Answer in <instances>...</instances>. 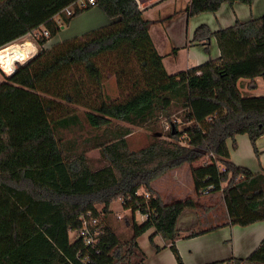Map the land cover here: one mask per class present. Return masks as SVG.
Masks as SVG:
<instances>
[{"label": "trees", "instance_id": "trees-1", "mask_svg": "<svg viewBox=\"0 0 264 264\" xmlns=\"http://www.w3.org/2000/svg\"><path fill=\"white\" fill-rule=\"evenodd\" d=\"M76 1L0 0V49L43 26L49 30L37 39L39 54L0 82V264H143L138 238L152 227L151 242L156 234L172 240L178 264H185L174 240L195 198L164 203L152 186L183 164L191 166L198 195L211 184L210 192H222L232 225L264 220V170L231 160L237 135L248 134L254 146L264 135V95L245 97L238 85L249 78L256 87L264 77V14L216 31L199 25L191 43L215 37L220 57L170 74L137 0H96L66 15ZM236 1L254 0H191L188 15ZM93 6L114 21L44 48L61 25ZM107 69L122 90L118 99L106 93ZM79 106L93 128L103 129L94 147L107 163L98 169L86 151L67 154L58 136V129L81 123ZM162 118L170 128L139 150L129 149L133 127L110 128L114 121L144 127ZM116 200L133 213L126 236L107 217ZM137 211L148 215L141 223ZM89 212L100 219L94 245L78 233ZM208 264H264V239L245 258Z\"/></svg>", "mask_w": 264, "mask_h": 264}, {"label": "crops", "instance_id": "crops-1", "mask_svg": "<svg viewBox=\"0 0 264 264\" xmlns=\"http://www.w3.org/2000/svg\"><path fill=\"white\" fill-rule=\"evenodd\" d=\"M137 1L140 8L144 10L145 17L151 21V37L158 52L163 56L164 66L170 74L187 70L220 57L221 52L215 37L208 44L191 43L196 27L199 25L208 24L213 31H216L221 27L233 25L236 20L247 21L264 14V0H254L252 4L240 1L233 4L224 3L217 12H202L190 20L188 19L190 17L188 7L191 0ZM96 7L93 6L92 9ZM99 11H102L98 13L103 18V22L108 21L107 24H109L114 21L106 15L103 9ZM179 16L187 20V27L183 25L184 28L180 29L174 26L175 19L177 20ZM105 17H108V20ZM76 19L77 17H74L69 25L75 24ZM64 28L62 26V29ZM83 32L81 31L79 34ZM44 47L47 48V46ZM3 53L5 54H2V57L11 64L16 55H7L5 50ZM2 80L0 79V82ZM236 140L237 147L231 148V160L237 165L251 169L253 172L263 171L264 135L256 140V146L252 144L248 134H239ZM247 141H249V148H246L243 154H239ZM229 145L231 146L230 141ZM185 174L193 179L194 188L190 196L195 198L196 207L185 210L177 223L180 235L174 242L184 263L208 264L249 256L264 239V220L247 226L232 225L221 191L203 195L196 193L194 176L189 164H183L167 171L154 180L152 186L159 193L164 203H171L181 199L180 186L185 183L183 178ZM187 186L192 185L189 183ZM110 209L114 211L111 206ZM154 232L155 228L152 227L138 238L139 246L145 253L143 264H178L176 255L172 250L173 241L164 238L161 234H156L154 243L158 246L157 248L150 240Z\"/></svg>", "mask_w": 264, "mask_h": 264}, {"label": "rangeland", "instance_id": "rangeland-1", "mask_svg": "<svg viewBox=\"0 0 264 264\" xmlns=\"http://www.w3.org/2000/svg\"><path fill=\"white\" fill-rule=\"evenodd\" d=\"M92 8L84 11L80 15L76 16L77 19L75 21V24L69 25V24H63L61 26H64V29H61L60 32L51 38L46 45L47 48H50L54 46L55 44L61 43L66 40H70L76 37H82L85 32H89L92 30L97 29L96 27L99 28V26L102 27V25H105L108 23V21L103 22V18H101L100 14L98 12H102L99 10H102L101 7L97 6L96 8ZM206 13H215V12H206ZM199 15V14H197ZM197 15L190 16L188 19L190 20L192 17H196ZM75 17V18H76ZM259 17V16H258ZM58 18V17H56ZM106 19L108 17H105ZM108 20V19H107ZM63 22V21H62ZM61 22V23H62ZM191 22L189 23V25ZM187 27V20H184V17L179 16L177 20L175 19V27L176 28H184ZM86 30H83V29ZM197 28V27H196ZM43 30V28H41ZM81 31H84L83 33L79 34ZM30 40V41H36L33 38H29V36H24L20 39H17L16 41L13 42H22L25 40ZM12 42V43H13ZM38 43V42H37ZM39 45V44H38ZM39 48L41 46L39 45ZM45 48V47H44ZM5 52L8 54H11L12 56H15V53H11V51L8 49H4ZM0 53V79L5 80L8 77L7 72H12V66L7 61L2 57L3 51ZM10 64V65H9ZM3 68V69H2ZM106 75H107V80H106V93L109 94V96L112 99H118L123 95L122 90L119 89L116 77L114 74H112L108 69L106 70ZM250 82L249 78H241L238 82V85L241 89L242 94L246 96H263L264 95V77L260 76L256 78L257 86L256 87H249L248 84ZM78 112L81 117V123L76 126H72L67 129H58V136L62 138L63 145L67 149V154H72V153H80L83 151H86V154L89 158L90 165L94 169H98L104 166L107 162L104 161L100 155V151L98 148L94 147L95 143L98 140L99 134L103 132V129H95L93 128L86 120L85 118V108L79 106ZM179 114V113H178ZM178 116V115H177ZM176 115L172 116L173 120H177ZM164 118L159 119V120H153L149 122L147 125L144 127H138V126H132L131 124H128L126 122L122 121H114L113 124L110 126V128H116L118 126L122 127H133L134 131L128 135V143H129V149L131 150H139L145 146H147L150 142L154 140V136L156 135V131L159 132H166L164 129ZM184 127L183 124L179 126V129L182 130ZM231 144V141H230ZM249 141H247L246 145L242 146L241 150L239 151V154H243L246 151V148H249ZM204 159H207L205 157ZM200 164V162H199ZM192 171V170H191ZM190 177V178H189ZM185 183L181 184L180 190L182 191L181 194V199L190 197V193L193 191L192 189L194 188L193 185V179L191 176L185 174L183 176ZM189 183H191L192 186H187ZM101 206H99L100 209ZM111 208L114 211H111V213H107V217H109V221L111 223H114L116 225V228L119 229V232L121 235L126 236L130 234V228H128V225H130V219L132 218V211L130 209H125L120 200H116L111 204ZM136 220L138 223H141L143 219L141 218V215L139 213L136 214ZM77 237V231L76 230H71L70 231V240L74 241Z\"/></svg>", "mask_w": 264, "mask_h": 264}, {"label": "built area", "instance_id": "built-area-1", "mask_svg": "<svg viewBox=\"0 0 264 264\" xmlns=\"http://www.w3.org/2000/svg\"><path fill=\"white\" fill-rule=\"evenodd\" d=\"M96 0H77L74 4H71L70 6L66 7L63 12L70 16L74 13L75 11V6L77 5L78 7H85L88 4H95ZM58 17V18H56ZM54 19L58 22H62V18L60 14H57L54 16ZM45 35L49 36V30L47 28H43L40 30L35 31L34 33L29 34V38H33L37 40L40 36ZM3 69V68H2ZM8 74V73H7ZM170 128V123L168 121H164V129L167 130ZM207 159H210L209 156H207ZM224 169V168H223ZM213 185H208L207 187L202 189L203 194H208L211 193L210 190L213 189ZM148 196V194H147ZM139 212V211H137ZM142 219H146L148 217L147 214H141ZM89 219L84 218L83 221V226L78 230V233L80 236H82L86 242V244L94 245L95 242L98 240L97 236L100 234V219L98 217H94L91 212L88 213Z\"/></svg>", "mask_w": 264, "mask_h": 264}, {"label": "water", "instance_id": "water-1", "mask_svg": "<svg viewBox=\"0 0 264 264\" xmlns=\"http://www.w3.org/2000/svg\"><path fill=\"white\" fill-rule=\"evenodd\" d=\"M25 46H28L30 48L29 52L26 51ZM10 50L11 53H15L16 56L13 58L12 62H11V66H12V72H7L8 76L12 75L13 73H15L18 68L19 65H25L28 62H30L34 57H36L39 52H40V48L39 45L36 41H30L28 42V40L22 41V42H13L10 43L6 46H4L3 48L0 49V51L2 50ZM158 135V134H157Z\"/></svg>", "mask_w": 264, "mask_h": 264}, {"label": "bare ground", "instance_id": "bare-ground-1", "mask_svg": "<svg viewBox=\"0 0 264 264\" xmlns=\"http://www.w3.org/2000/svg\"><path fill=\"white\" fill-rule=\"evenodd\" d=\"M28 42H29V39H28ZM25 49L27 52H29L30 48L28 46H25Z\"/></svg>", "mask_w": 264, "mask_h": 264}]
</instances>
